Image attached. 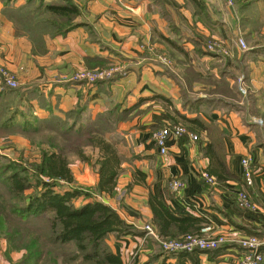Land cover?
<instances>
[{"label": "crops", "instance_id": "crops-1", "mask_svg": "<svg viewBox=\"0 0 264 264\" xmlns=\"http://www.w3.org/2000/svg\"><path fill=\"white\" fill-rule=\"evenodd\" d=\"M66 1L0 0V66L21 83L19 90L0 84V155L31 148L19 130L12 135L17 124L63 117L87 130L104 114L111 126L102 138L120 164L114 193L98 197L140 233L108 239L123 264H238L243 250L236 245L192 255L156 252L145 228L161 237L169 216L177 221L168 235H180L177 225L186 221L192 230L208 226L231 241L254 236L264 255V0H76L80 16L70 30L66 17L60 26L46 10ZM107 63L124 66L126 74L93 85L70 79ZM240 79L253 112L219 95L238 89ZM178 124L199 140H171L161 156L154 133ZM9 134L10 145L1 139ZM89 150L97 153V166L83 177L97 187L100 149ZM248 155L255 169L254 186L246 190L250 207L238 200L240 160ZM203 172L215 176L214 185ZM174 180L185 184L179 193L170 186ZM25 253L0 234V264H18Z\"/></svg>", "mask_w": 264, "mask_h": 264}, {"label": "trees", "instance_id": "trees-1", "mask_svg": "<svg viewBox=\"0 0 264 264\" xmlns=\"http://www.w3.org/2000/svg\"><path fill=\"white\" fill-rule=\"evenodd\" d=\"M47 8L60 20L78 13V9L67 1L62 6L51 5ZM72 25L65 29L70 30ZM61 30L62 27H58L57 33ZM98 118L92 124L93 128L87 129L91 134L87 143L100 149V181L95 192L99 196L112 195L120 158L112 146L96 136L102 132L101 123L105 115ZM208 154L213 153L208 150ZM2 164L0 161V177L3 178V183L0 182V234L10 240L14 248L26 252L18 264H55L58 260L61 264H123L113 252L108 239L111 236L122 238L140 233L129 226L116 210L98 200L96 194L79 189L57 190L60 182L72 185L75 181L64 154L47 152L40 164L33 165V174L22 165L11 170V166L4 168ZM5 170H11V173H5ZM5 174H8L6 178ZM208 174L215 178L210 172ZM31 189H34L33 196L26 198V192ZM80 198L86 202L76 205ZM175 221V217L169 216L168 220L161 222L160 235L163 239H178L200 233L201 229L192 230L184 221L177 225L180 235H168L167 230L172 224L176 225Z\"/></svg>", "mask_w": 264, "mask_h": 264}, {"label": "rangeland", "instance_id": "rangeland-1", "mask_svg": "<svg viewBox=\"0 0 264 264\" xmlns=\"http://www.w3.org/2000/svg\"><path fill=\"white\" fill-rule=\"evenodd\" d=\"M75 2L76 0H67V3L73 6H75ZM79 14L80 13L78 11V13L75 16H72V17L70 16L65 21H69L71 22V24L74 25V23H76V21L78 20L80 16ZM62 21L64 20L62 19L60 20L58 17H54V23L59 24L60 26L65 24V22L62 23ZM210 45L215 46L214 44H210ZM208 50L214 52L216 49L210 50L208 47ZM160 57L164 61L162 62L165 64L166 67H169V68L173 67L174 62L171 60V58L165 55L164 56L161 55ZM125 74H126V69L124 66L116 65V64L109 65L107 63V64L102 65V67H98L96 69H88V68L79 69L74 73V75H72L70 79L71 81L76 82V83H86L89 85H93V84H97L101 82L103 83V82L113 81L115 78L120 77L121 75H125ZM7 77L14 79L18 84L16 89H13V90H19L21 88V83L16 73L10 70L6 66H0V84L1 85L5 83V78ZM92 77L93 79L95 78L94 81L90 80ZM240 80L241 82L237 81L238 89L237 88H235V90L234 89H230V90L220 89V91L223 92L224 94L222 93L219 95H223L221 96L222 99L223 98L227 99V101L231 103L230 105L233 108L238 109V108H243V107H247V108L250 107L249 108L250 111L253 112L254 111V109H252L253 105L251 103L249 104L248 102L249 101L253 102L254 99L252 98V95L251 96L249 95L247 88L242 85V79ZM240 87H242L243 92H240V89H239ZM105 118L107 119V116ZM107 120H110V119H107ZM79 122L80 121H77V119L75 120L66 119V122L64 123L63 117H62L61 119L55 118V120L50 121L48 125L46 124V121H40L37 119H33L31 121L24 123L23 126H21V128L17 126L18 124L15 125L13 129L16 131V133L12 135H16L20 133L24 139L29 141L31 148L30 149L17 148V149H12L11 151H8L6 153H2L0 155V161L1 163H4L2 164L4 165L3 167L5 168L6 166H11L12 167L11 170H15L17 167L22 165L23 167L28 168V170L31 171V173L33 174L34 173L33 171L35 169L33 168V165L40 164L44 154H47V152L48 153L50 152L59 153L60 152L66 156L69 168L72 169L73 171L72 173H74L76 177L74 179L75 180L74 184L72 185L67 184L65 182H60L57 190L63 192L67 189H79L87 193L96 194V198L98 200H101L100 197H98L99 195L95 192L96 187L88 185L89 182H87L85 180V177H83L84 175L92 176V173L95 172L94 169L97 166V162H96L97 153H95L94 151L91 152V150H89L90 148H93L91 145L87 143L88 141L87 139H89L88 135H91V134L87 131L84 132V130H86L85 125ZM52 123L54 124L53 126H51ZM89 123L90 122H88L87 124ZM262 123H264V120L262 121ZM105 124H106V127H105ZM101 125H103V127H101L100 129L102 132L101 134L96 135L99 137H103L105 130L106 132L108 131L107 127L111 126V124H108L107 121L106 123L103 121ZM11 126L13 125H10V127ZM18 130L20 132H18ZM80 134H83V135L80 136ZM12 135L9 134V135L3 136L1 137V139H6V143H7L8 142L7 140H9L8 138ZM81 155H83V158L81 157ZM11 170H5L4 172L11 173ZM7 176L8 174H5L4 178H6ZM0 182L3 183L2 177H0ZM32 182L34 181L32 180ZM246 190L247 189L244 188L243 192L246 193ZM33 193H34V189H31L26 192L25 197L31 198L33 196ZM83 200L85 199L80 198L79 200H77L76 205H81L79 201H83ZM148 237H151V236H148ZM242 237H249V236H242ZM174 239H177V238H174ZM169 240H173V239H169ZM157 244L154 245L156 248L155 249L156 252L164 253L161 250L160 246ZM228 244L236 245L235 243H231V242H228L226 245ZM259 249L258 251L260 252ZM242 250H243V255H244L246 251L244 249ZM200 252H208V251H200ZM164 254L174 255V254H168V253H164ZM48 264H52V263L48 262ZM55 264H61V261L58 260V263H55ZM262 264H264V255H263Z\"/></svg>", "mask_w": 264, "mask_h": 264}, {"label": "built area", "instance_id": "built-area-1", "mask_svg": "<svg viewBox=\"0 0 264 264\" xmlns=\"http://www.w3.org/2000/svg\"><path fill=\"white\" fill-rule=\"evenodd\" d=\"M228 2L231 3L230 0ZM239 45L242 49L245 48L242 41L239 42ZM209 49L213 50L214 48L213 46H210ZM90 80L94 81L95 78L93 79L92 77ZM239 82H241V80H239ZM3 86L7 87L8 89H16L18 84L14 79L7 77L5 78V83ZM239 89L240 92H243L242 87ZM185 136L194 142L199 140L197 135L191 133L185 126L179 124L169 125L160 129L154 133L153 138L157 145L159 154L161 156H166L169 152V141H178ZM253 164L254 162L251 155L244 156L240 160L241 178L243 186L246 189H251L254 186L255 169L253 168ZM201 176L207 184H215V178L210 176L207 172H203ZM170 186L175 192L178 193L185 188V184L180 180H174ZM238 200L242 206L250 207L248 195L245 192H239ZM145 230L148 236L153 237L157 241L164 253L176 254L192 253L194 251H214L225 246L228 242H234L238 247L246 251L245 254L239 259L238 264H262L263 262V255L258 251L261 244L257 238L253 236L241 237L235 241H231L225 235L211 234V228L207 226L202 228L199 234H190L178 239L169 240L161 238L150 226H146Z\"/></svg>", "mask_w": 264, "mask_h": 264}]
</instances>
